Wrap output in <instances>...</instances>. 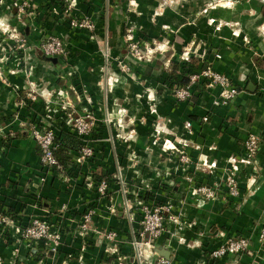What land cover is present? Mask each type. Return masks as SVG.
<instances>
[{
    "label": "crops",
    "instance_id": "obj_1",
    "mask_svg": "<svg viewBox=\"0 0 264 264\" xmlns=\"http://www.w3.org/2000/svg\"><path fill=\"white\" fill-rule=\"evenodd\" d=\"M33 1L36 17L19 16L9 4L0 5V41L9 39L2 34L7 29L28 42L27 50L0 56V130L9 133L0 142V207L22 226L35 217L60 224L63 244L53 259L19 240L14 229L4 233L0 228V260L140 264L132 241L141 229V207L166 204L171 212L165 231L156 254L145 264H156L160 258L172 264H212L210 253L227 237L249 239L250 251L219 264H264V245L259 242L264 227V0H78L77 15L93 20V34L73 30L45 0ZM128 28L142 45L158 46L152 61L127 56ZM43 34L64 38L68 58L50 60L35 49ZM120 63L130 71H121ZM184 63L195 72L210 67L225 74L239 95L218 108L213 105L217 92L198 84L189 101L178 102L171 87L180 74L178 65ZM31 83L41 93L68 92L67 101L78 113L91 112L98 119L89 141L94 157L78 165L73 154L82 142L67 120L57 116L58 136L79 141L67 152V180L42 167L30 131L46 105L28 99ZM206 116L208 122L203 121ZM249 133L259 135L261 145L257 166H242L238 174L242 196L216 201L192 196L186 176L202 185L220 182L228 160L243 156ZM166 142L193 163L205 158L218 168H185L179 152L165 150ZM253 175L256 182L249 190ZM93 178L107 180L106 196L91 187ZM90 210L95 211L93 229L83 237L79 224ZM96 230L114 231L118 240L102 242Z\"/></svg>",
    "mask_w": 264,
    "mask_h": 264
},
{
    "label": "built area",
    "instance_id": "obj_2",
    "mask_svg": "<svg viewBox=\"0 0 264 264\" xmlns=\"http://www.w3.org/2000/svg\"><path fill=\"white\" fill-rule=\"evenodd\" d=\"M33 2V0H0V5L5 6L9 4L17 11L19 16L29 15L31 17H36V11L38 9ZM45 2L51 6V11L54 14L63 16L73 30L86 31L90 34L96 31V26L89 16L80 17L77 15L78 0H45ZM2 34H8L9 39L0 41V56L2 55L4 57L7 52H23L28 49L26 38L9 34L7 29L3 30ZM124 37L126 49L128 51L127 56L129 58L139 62H150L154 59V55L159 49L156 44L142 45V43L137 40L133 28H128ZM11 39L14 44H9V41H12ZM35 49L39 50L44 57L50 60H65L70 54L68 42L62 37L50 34H43ZM104 55L107 59V48ZM0 60H2V58ZM182 61L188 63L190 62V58H183ZM120 69L126 73L130 71L129 67L123 63H120ZM198 84H204L207 89L217 92L213 105L218 108L228 106L230 103L234 102L240 93L239 88L228 76L208 67L200 71H193L186 85H181L176 82L173 83L171 88L174 98L178 102L189 101L193 96V88ZM30 90V94L28 95L30 101L39 102V100H42L46 105L43 117L38 123L32 124L30 131L31 136L39 146L42 167L46 170L47 174L56 171L63 180H67L68 177L65 175V168L56 157V152L59 149V144L57 143L58 134L55 125L57 116L61 115L67 120L68 127L82 142L80 151L73 154L76 164L78 165H84L94 157L95 152L89 145V141L96 128L98 119L95 114L91 112L86 114L78 113L72 102L67 101L68 92H59L56 93L57 95L48 92L41 93L36 90L34 83H31ZM75 93L78 94V92ZM106 121L110 123L109 117H107ZM203 121L208 122L209 118L206 116L203 118ZM8 137L9 133L0 130V142H5ZM165 144L164 148L166 151H176L181 154V162L185 164V168L195 164L189 156L169 145L168 142ZM260 145V136L249 133L243 144V156L241 158H230L228 160V167L226 168L225 175L217 184H213L212 186L202 185L197 183L193 176H186L191 195L202 198L204 201L227 200L228 198L234 200L239 199L242 196V191L238 174L242 166H251L253 168L257 166ZM195 166L197 169L201 167L209 170V172H214L218 168L216 162H209L205 158H201ZM119 178V180H122L121 173L119 174ZM41 182H46V176L41 178ZM255 182L256 179L253 175L248 181L249 190H251ZM90 183H92L91 187L95 188L96 192L101 196H106L108 194L109 183L107 180L96 182L93 178ZM126 206L128 209L132 208L128 202ZM141 208L143 216L141 229L139 232L135 233L132 246L135 251L136 259L140 264H145L150 260L151 256L156 254V243L165 231L167 215L170 214L171 207L166 204H155L151 206L146 205ZM94 215L95 211L90 210L82 216L79 224V232L83 237L89 236L90 232H92ZM174 222L178 224L177 219H174ZM59 225L60 224L51 222L48 219L35 217L32 218L26 226H22L11 216L0 214V228H2L4 233H6L7 228L14 229L19 240L27 242L32 248L38 249L37 251L40 250L50 254L53 259L59 254L63 244V234ZM95 232L98 233L102 242L112 244L118 240V235L114 231L96 230ZM259 242L264 245V227L260 231ZM250 247L251 242L247 238L227 237L223 244L210 253V261L212 264H219L227 257L241 258L249 253ZM0 264L4 263L0 260ZM156 264L172 263L170 260L160 258Z\"/></svg>",
    "mask_w": 264,
    "mask_h": 264
},
{
    "label": "trees",
    "instance_id": "obj_3",
    "mask_svg": "<svg viewBox=\"0 0 264 264\" xmlns=\"http://www.w3.org/2000/svg\"><path fill=\"white\" fill-rule=\"evenodd\" d=\"M179 69H180V74L177 75L175 78V82L181 85H186L189 81V76L193 72L191 66L189 64H179ZM202 69H204L202 67ZM74 136V135H73ZM61 137L63 136H58L57 138V143L59 144V149L56 152V157L58 158L60 164L63 166L65 159H67V152L70 149H75L79 145V141L75 137H68L67 139L62 140ZM81 149V148H80ZM80 151V150H79ZM0 214L4 215L5 212L3 209L0 207Z\"/></svg>",
    "mask_w": 264,
    "mask_h": 264
},
{
    "label": "water",
    "instance_id": "obj_4",
    "mask_svg": "<svg viewBox=\"0 0 264 264\" xmlns=\"http://www.w3.org/2000/svg\"><path fill=\"white\" fill-rule=\"evenodd\" d=\"M54 61H57V60H54Z\"/></svg>",
    "mask_w": 264,
    "mask_h": 264
}]
</instances>
